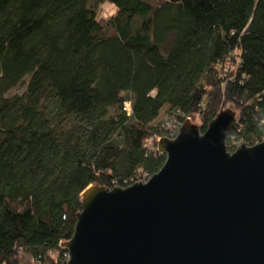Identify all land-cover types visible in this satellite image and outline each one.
I'll list each match as a JSON object with an SVG mask.
<instances>
[{"label": "trees", "instance_id": "1", "mask_svg": "<svg viewBox=\"0 0 264 264\" xmlns=\"http://www.w3.org/2000/svg\"><path fill=\"white\" fill-rule=\"evenodd\" d=\"M227 105L228 152L264 141V0H0V264H67L86 188L151 177L147 139Z\"/></svg>", "mask_w": 264, "mask_h": 264}, {"label": "water", "instance_id": "2", "mask_svg": "<svg viewBox=\"0 0 264 264\" xmlns=\"http://www.w3.org/2000/svg\"><path fill=\"white\" fill-rule=\"evenodd\" d=\"M236 116L161 138L146 183L81 194L67 264H264V141L227 151Z\"/></svg>", "mask_w": 264, "mask_h": 264}, {"label": "built area", "instance_id": "3", "mask_svg": "<svg viewBox=\"0 0 264 264\" xmlns=\"http://www.w3.org/2000/svg\"><path fill=\"white\" fill-rule=\"evenodd\" d=\"M123 106H124V110L126 111V114L128 116H130V114H131V105H130V102H124ZM189 120H190L189 118H186L185 119V121H189ZM183 123H175L173 120H170L169 122H166L165 123V129H166L167 133L163 137H156V138L147 139L145 141L144 147L149 152L157 151V142L161 138H167L169 140L175 139L176 136L178 135V131H179V129L182 126ZM149 179H150V177L143 176V177L139 178L135 183H146Z\"/></svg>", "mask_w": 264, "mask_h": 264}, {"label": "rangeland", "instance_id": "4", "mask_svg": "<svg viewBox=\"0 0 264 264\" xmlns=\"http://www.w3.org/2000/svg\"><path fill=\"white\" fill-rule=\"evenodd\" d=\"M114 11V6L113 5H104L102 7V11L100 13V20L102 22L105 21V18H107L110 14H112V12ZM23 88H19V89H16V90H13L11 91L10 95H14V94H20L22 92ZM226 108H229L232 110V107L230 105H227ZM111 113H113V111L111 110ZM170 117V114H169V110L167 109V107H165L164 109H162L158 119H157V124L158 123H161L165 120H167L168 118ZM192 123L196 124V125H199L198 123V120H193ZM20 264H37L35 262H32L27 256H25L21 263Z\"/></svg>", "mask_w": 264, "mask_h": 264}, {"label": "crops", "instance_id": "5", "mask_svg": "<svg viewBox=\"0 0 264 264\" xmlns=\"http://www.w3.org/2000/svg\"><path fill=\"white\" fill-rule=\"evenodd\" d=\"M166 107V106H165ZM165 107H163L162 109H164ZM167 109H168V107H167ZM162 111V110H161ZM161 111H160V113H161ZM160 113H159V115H160ZM158 119V118H157Z\"/></svg>", "mask_w": 264, "mask_h": 264}]
</instances>
